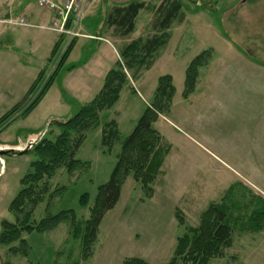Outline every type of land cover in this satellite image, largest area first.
I'll use <instances>...</instances> for the list:
<instances>
[{
  "label": "rangeland",
  "instance_id": "rangeland-1",
  "mask_svg": "<svg viewBox=\"0 0 264 264\" xmlns=\"http://www.w3.org/2000/svg\"><path fill=\"white\" fill-rule=\"evenodd\" d=\"M128 1H79L82 9L97 5L83 22L85 29L103 36L107 13L113 5ZM143 1L147 8L138 14L133 32L114 39L118 54L128 42L159 33L149 25L162 0ZM181 2L178 16L164 29L166 42L145 64L124 66L128 81L118 101L101 112L100 125L87 132L76 152V158L88 163L70 172L60 167L45 180L47 187L41 192V201L16 213L22 219L30 209L28 222L35 224L43 216L71 209L77 222H85L97 187L109 179L122 141L145 108L153 104L158 77L170 74L174 94L152 123L162 142L170 147L160 173L149 183L151 190H145L132 172L126 175L117 203L104 213L87 251L82 249L84 231L80 227L77 231L80 223L72 225L68 217L42 232H21L20 239L26 243L19 247L27 249L25 255L22 249L8 250L18 246L19 239L6 246L0 244V264H122L132 256L163 264L172 257L176 238L187 227L196 226L201 212L211 203L223 208L226 222L232 227V242L222 255L210 258L206 264H264V0ZM35 8L46 10L38 4ZM82 15L73 28L78 36ZM102 22L104 27L99 25ZM53 25L52 21L41 27L59 33L61 44L67 34L63 30L67 29ZM67 35L72 36L71 41L75 38ZM102 44L91 56L94 58L90 64L110 55ZM205 49L211 51L208 64L199 68L194 90L184 97L185 68ZM111 52L114 61L116 55ZM90 53L87 40L79 37L72 58L83 64ZM55 57L62 60V53H55ZM87 71L90 69L84 67L71 71L62 68L45 99L28 116L24 114L26 108L47 87L48 72L36 76L24 96L29 75L0 74V116L14 107L0 123V150H24L30 142L56 134L54 120L66 116L73 96L84 97ZM73 81L80 84L79 95L70 88ZM110 119L116 121L118 138L106 150L100 144V126ZM33 159L31 151L0 155V220H16L9 204L21 188L20 178L31 170ZM82 193L89 196L87 207L79 204Z\"/></svg>",
  "mask_w": 264,
  "mask_h": 264
},
{
  "label": "trees",
  "instance_id": "trees-1",
  "mask_svg": "<svg viewBox=\"0 0 264 264\" xmlns=\"http://www.w3.org/2000/svg\"><path fill=\"white\" fill-rule=\"evenodd\" d=\"M145 8L147 7L143 0H130L127 3L113 5L106 15V31L114 39L128 37L136 26L138 14ZM181 9V0H162L155 7L154 16L150 20L149 25L153 30L159 31V33L155 32V34L147 36L143 40L140 38L134 39L123 45L119 51V60L106 73L102 86L94 97L80 105L68 118L54 120L55 123L53 125L58 128L56 134L50 137L43 136L35 142H30L26 145L25 150L19 152L31 151L34 159L30 162L31 170L20 178L21 188L9 204V210L13 212L16 220H0L1 245H9L13 240L19 239L18 246H12L8 250L22 249L25 255L27 249L19 247L21 245L24 246L26 243L24 238L20 239L21 232L33 230L42 232L70 217L72 225L80 223L77 231H80V228L84 231L82 249L87 251L89 244L96 236L97 227L104 213L112 209L117 203L121 184L126 175L132 172L133 178L139 180L145 190H151L149 183L153 181L157 173H160L159 168L170 147L162 142V136L152 125L158 117V113H162L165 110V106L169 104L174 94L175 87L170 74H163L158 77L153 104L145 108L131 133L122 141L109 179L97 187L92 205L88 207L89 216L85 219V222L83 220H78L77 222L71 209H64L55 214L43 216L35 224L28 222L31 214L30 209L22 219L16 213L22 212L27 205L32 207L41 201V192H44L47 187L45 180L50 179L60 167L63 166L66 171L70 172L79 164L88 163L76 158V152L85 140L87 132L96 129L100 125L101 112L112 108L118 101L120 90L123 84L128 81L124 66L132 68L133 62H137L139 65L145 64V60L154 55L156 50L166 42L167 33L164 29L170 27ZM60 36L62 37L64 34H60ZM75 38L67 45L62 54V60L58 61L59 63L49 75L46 89L42 91L36 101L26 108L24 114L32 110L48 89L60 66L71 51ZM59 45L58 39L51 51L53 55L59 49ZM210 52L208 49L202 50L187 64L182 92L184 97L194 90L199 68L208 64V60L211 57ZM149 62L147 61V66ZM10 110H14V107ZM11 111L0 116V123L6 119ZM100 127V144L108 150L118 138L116 121L110 119L101 124ZM88 200V194L82 193L79 197V204L87 207ZM231 234L232 227L226 222L223 208L221 205L211 203L201 212L198 224L187 227L186 231L176 238L173 255L168 262L163 264H206L210 258L222 255V250L231 245ZM122 264L151 263L141 257L132 256L125 258Z\"/></svg>",
  "mask_w": 264,
  "mask_h": 264
},
{
  "label": "crops",
  "instance_id": "crops-1",
  "mask_svg": "<svg viewBox=\"0 0 264 264\" xmlns=\"http://www.w3.org/2000/svg\"><path fill=\"white\" fill-rule=\"evenodd\" d=\"M36 4L37 0H0V11L4 17L22 16L25 18L28 24H30L27 26H10L7 24H0V74L29 75V80L27 81L29 82V85L26 87L23 96L28 90L31 82L36 78L39 71L42 68L44 69L48 66V59L50 58L52 48L58 40V34L55 31L41 27V25H48L51 22L53 18V11L44 7L41 8H44L46 10L42 9L41 11H38L35 8ZM96 7L97 5L95 4L88 7L85 6L83 8V15L81 20L82 24H80L78 29L79 36L75 38L71 51L60 66L50 86L40 98L38 103L27 114V116L31 115V113L36 110L43 99H45L47 92L54 85L58 74L64 67H68V70L70 71L73 69L80 70L84 67V69L86 70L89 68L90 72L87 71L85 75L86 81L84 84V97L81 99L73 98L74 96L72 97L73 101L71 102H73V105L67 107L68 111H66V116L62 118L60 117L62 120H64V118H68L71 114H73L80 105L92 99L101 88L106 73L115 65V62L117 61L116 59L119 58V54L116 50L117 47L114 45V38H112L107 31L104 30V35L102 36L99 33L87 31L85 29V26L83 25V22L86 19L87 15L91 14V12L96 9ZM100 24L101 27H104L103 22L99 23V25ZM79 37L87 40L88 46L91 50L90 55L83 59V64L82 62H78V58H72V52L76 48ZM90 40H94V43L96 44H94ZM2 42L7 43L3 45ZM100 43H104L102 45L107 47L110 55L108 57L105 56L104 58L100 57V60L98 59L99 62H97V60L95 59L94 65H92L90 64V62L94 57L91 56L99 50L101 46ZM110 49L115 52L116 58L114 59V61L112 59L113 55ZM81 81H83V79ZM73 82L75 83L72 84L70 88L79 95V88H81L80 84L78 83V81Z\"/></svg>",
  "mask_w": 264,
  "mask_h": 264
},
{
  "label": "built area",
  "instance_id": "built-area-1",
  "mask_svg": "<svg viewBox=\"0 0 264 264\" xmlns=\"http://www.w3.org/2000/svg\"><path fill=\"white\" fill-rule=\"evenodd\" d=\"M79 1H82V0H63V1H57V2L54 0H38V4L41 6H45L55 12V18L53 20L55 26L59 25L60 30L65 28L67 29V30H63L65 33L75 36L76 32L75 30H73V28L76 26L79 20V16L81 15V12H82V4L79 3ZM18 19L19 20H14V19L12 20L9 18H4L2 17L1 12H0V23H5L9 25H27L23 17L18 18ZM71 31H74V32H71ZM67 34H65L66 37L63 38V41L61 42L59 49L56 53L61 52L63 54L67 45L70 43L71 41L70 38L72 36L68 38ZM57 63H58V60H56L55 55H52L49 67L47 71L45 72V74L48 72V75H50L53 69L55 68V66L57 65Z\"/></svg>",
  "mask_w": 264,
  "mask_h": 264
},
{
  "label": "water",
  "instance_id": "water-1",
  "mask_svg": "<svg viewBox=\"0 0 264 264\" xmlns=\"http://www.w3.org/2000/svg\"><path fill=\"white\" fill-rule=\"evenodd\" d=\"M25 150V149H24ZM23 150H17V149H10V148H6V149H1L0 150V155L1 154H18L19 152H21ZM1 166V164H0Z\"/></svg>",
  "mask_w": 264,
  "mask_h": 264
}]
</instances>
